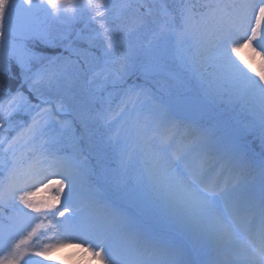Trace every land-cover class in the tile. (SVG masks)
Segmentation results:
<instances>
[{"label": "snow or ice", "instance_id": "obj_1", "mask_svg": "<svg viewBox=\"0 0 264 264\" xmlns=\"http://www.w3.org/2000/svg\"><path fill=\"white\" fill-rule=\"evenodd\" d=\"M76 24L103 41L96 66L36 50ZM169 62L166 98L127 86ZM13 66L20 87L0 85V264H42L64 241L98 264H264V0H0V76ZM20 111L31 122L16 131ZM48 231L58 242L37 247Z\"/></svg>", "mask_w": 264, "mask_h": 264}, {"label": "trees", "instance_id": "obj_2", "mask_svg": "<svg viewBox=\"0 0 264 264\" xmlns=\"http://www.w3.org/2000/svg\"><path fill=\"white\" fill-rule=\"evenodd\" d=\"M17 2H22V0H17ZM166 3L169 4L170 7H174L177 5L180 1L179 0H165ZM80 24H76L71 29H68V32L64 35L66 38L63 40V42L60 44V46L57 47H45L43 45L37 44L35 46L37 51L42 52L46 56H53L56 53H58L66 44V41L71 38V36L74 34L76 28ZM93 27L98 28L99 25H93ZM141 42V41H140ZM103 45L102 40H95L93 39V34L90 31V29H83L82 34L78 36L71 46H69L62 54L58 57L61 58V60L67 59L72 63V65L78 67V68H88V67H94L98 63L99 58L101 57V47ZM170 65V64H169ZM11 77H2L0 76V85H4V87L8 90L14 91L19 83L21 82L18 70L15 69ZM180 76L183 77L185 81H188L190 78L186 77V73L181 72ZM88 77L81 73L78 78H76L72 85V91L76 95L77 98L80 97L82 94V91L88 87L86 81ZM147 84L148 87L151 88L152 92L154 94H165L168 90L171 88V82L170 80L166 79L165 77L158 76V77H150L147 81L145 80V77L141 75L140 73H137L135 76H131L128 78L127 86L132 85H145ZM22 91L26 93L31 101H36L35 97L32 96V94L28 91L27 85H24ZM7 97L0 95V103H3ZM223 106V105H222ZM224 110L227 111L226 106H223ZM27 115L24 113V111L16 112L12 118L11 121L16 120L21 117H26ZM248 140L251 142V154L254 156L255 159H259V154L261 152L260 148V141L255 136H249ZM94 159V157H93Z\"/></svg>", "mask_w": 264, "mask_h": 264}, {"label": "rangeland", "instance_id": "obj_3", "mask_svg": "<svg viewBox=\"0 0 264 264\" xmlns=\"http://www.w3.org/2000/svg\"><path fill=\"white\" fill-rule=\"evenodd\" d=\"M39 15H40V20L43 21V15L42 14H39ZM59 26L60 25H56L55 27L58 29ZM62 29H64V28H62ZM63 32H65V31H63ZM241 56H244L245 58H251L252 54H251L249 49H242L241 50ZM237 62L240 63L238 58H237ZM255 63L258 67L259 66L258 58L255 60ZM241 66L243 67V64H241ZM245 70L247 71V69H245ZM170 72L171 71H169V70H164L161 74L165 77L172 79L174 81V84L178 85L177 79H174L172 76H170V74H169ZM249 74H251V73H249ZM159 96H157L156 98H161ZM33 104H35V103H33ZM30 122H31V117L29 116L28 120H21L17 124H14V126L16 127V131H19V127L21 124L26 126ZM192 131H193L192 129H186V130H183L181 134H184V132L191 133ZM15 134H16V132L12 131V132L8 133V136H9V138H11V136H14ZM256 188H257V190L259 188V178L258 177L256 180ZM46 197H47V193L38 192L36 199L39 201V200H42ZM33 215H36V213H33ZM36 223H39V221H37ZM44 225H47L46 220L44 221ZM40 230L44 231V228H41ZM58 240H59V238H53V233L51 231H48V232H46V234L44 236L39 238V241L37 242V247H43L45 244H48V243H57ZM63 243H64L63 247H57L55 249H51L46 258H44V257H33V259L41 260L42 264H60L61 252L65 248H70L71 246H76V247H82L83 250H81V252H82V256H85V264H98L97 259L93 258L91 256L90 252L86 251L88 245L80 244L79 246H77L78 242H75V241H72V242L64 241ZM0 254H2V253H0ZM80 264H84V262H81Z\"/></svg>", "mask_w": 264, "mask_h": 264}, {"label": "bare ground", "instance_id": "obj_4", "mask_svg": "<svg viewBox=\"0 0 264 264\" xmlns=\"http://www.w3.org/2000/svg\"><path fill=\"white\" fill-rule=\"evenodd\" d=\"M81 250H83L82 247L76 246L65 248L61 252L60 264H80L81 262L85 264V256H82ZM199 259L206 261L208 257L206 255H201Z\"/></svg>", "mask_w": 264, "mask_h": 264}, {"label": "water", "instance_id": "obj_5", "mask_svg": "<svg viewBox=\"0 0 264 264\" xmlns=\"http://www.w3.org/2000/svg\"><path fill=\"white\" fill-rule=\"evenodd\" d=\"M159 71H161V70H158V71H156V72H154V73H157V72H159Z\"/></svg>", "mask_w": 264, "mask_h": 264}]
</instances>
